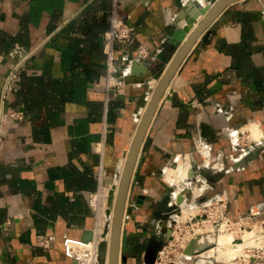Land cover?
Returning <instances> with one entry per match:
<instances>
[{"label":"crops","instance_id":"crops-1","mask_svg":"<svg viewBox=\"0 0 264 264\" xmlns=\"http://www.w3.org/2000/svg\"><path fill=\"white\" fill-rule=\"evenodd\" d=\"M215 1L117 0L119 15L135 29L129 43L115 46L118 75L130 74L134 60L165 68L183 43H173L186 24L177 22L182 9L192 2L186 14L193 16ZM114 6L0 0V264H78L65 242H86L92 232L94 240L102 231L91 195L103 198L116 183L157 84L108 87L104 36ZM208 30L171 80L146 137L133 195L146 199L126 227L128 264L143 262L140 245L167 237L162 228L174 218L167 217L172 205L222 195L231 220L264 222V0L229 5ZM15 45L35 53L3 102ZM143 47L146 56L139 55ZM12 111L24 118L10 119ZM48 235L56 240L45 248Z\"/></svg>","mask_w":264,"mask_h":264},{"label":"built area","instance_id":"built-area-1","mask_svg":"<svg viewBox=\"0 0 264 264\" xmlns=\"http://www.w3.org/2000/svg\"><path fill=\"white\" fill-rule=\"evenodd\" d=\"M135 29L132 25L128 24L117 11V0L115 6L111 11L110 28L105 32V53L107 55V82L108 87H117L119 92L123 91L124 80L123 77L118 75L116 65L115 46L117 44L129 43L134 38ZM34 50H27L19 45H15L10 51V56L15 59V64L4 79L2 101H6L9 91H16L21 82L20 70L24 64L32 58ZM148 51L145 47L139 50V55L146 56ZM10 119L22 120L24 113L22 111H12L7 115ZM240 143V138L234 137V140ZM254 141H260V138H254ZM234 143H236L234 141ZM191 182L185 188L190 189ZM184 189V188H183ZM181 192V191H180ZM179 194V193H178ZM196 195V193H195ZM97 194L91 195V203L96 208L95 200ZM180 206V205H179ZM187 210L186 213L183 210ZM181 210V215H174L173 220L169 223V228L172 230L170 237H165L162 246L157 250L155 264H191V258L197 259L195 264H264V244L253 245L250 244L241 253H236L226 259H219L217 254L219 252L218 243L214 241V245L210 250H201L195 255H189L185 251L191 243L196 234L214 233L215 238L219 235L221 228L226 226V231H231L234 227L246 224L247 229L248 221L241 220L235 222L228 216V200L224 196H218L210 200L193 203L186 206ZM186 214V217H184ZM261 227L264 228V222ZM56 240L54 235L44 236L41 244L45 248L51 247ZM94 239L93 241H95ZM234 242L236 240L234 239ZM69 254L77 261L78 264H95L94 255L89 250L88 242L67 240L65 242ZM212 251V254H208ZM216 255V256H215ZM206 258H213L212 261ZM203 260L206 262L204 263ZM215 260V261H213ZM220 260V261H218ZM203 262V263H202Z\"/></svg>","mask_w":264,"mask_h":264},{"label":"water","instance_id":"water-1","mask_svg":"<svg viewBox=\"0 0 264 264\" xmlns=\"http://www.w3.org/2000/svg\"><path fill=\"white\" fill-rule=\"evenodd\" d=\"M239 0H216L211 7H204L205 9H197L193 16H187L186 10L193 9L194 4L189 2L188 5L182 9L178 15L177 22L185 20V27L174 34L173 43L183 41L180 48L175 53L169 64L160 70H153L151 67L134 60L130 74L123 77L126 83H148L152 79L157 80L156 87L152 96L144 110V113L139 121L131 145L124 153V167L122 172L117 173V178L120 177L119 183H114L107 196L106 221L99 235V260L101 264L106 263V252L108 243L110 245V260L109 264H127L128 253L130 246L128 241V229L126 225L129 222L128 210L134 209L136 205H142L145 202L146 196L143 194L137 195L133 199L134 187L137 182V172L143 158V148L146 137L150 131L152 122L154 120L157 109L162 101V98L180 65L190 52L192 48H198L202 42L206 41L211 33L208 30L209 26L216 20L222 11L229 5ZM202 16V17H201ZM201 17V18H200ZM196 24V25H195ZM192 30V31H191ZM202 36V39H198ZM136 74H140L136 76ZM188 192L187 188L181 190L177 195V205H181L185 200V194ZM130 201L133 203L130 204ZM113 210V221L111 227L110 242L107 239L108 235V217ZM162 231L167 237H170L172 230L166 225L163 226ZM92 232V231H91ZM94 233H89L86 242L93 241ZM213 237L214 233H211ZM214 243V242H213ZM212 243V244H213ZM196 240L191 241L186 249V253L193 255L203 250L199 248L196 250ZM157 255V248L152 243L148 246L143 256L144 264H155Z\"/></svg>","mask_w":264,"mask_h":264},{"label":"rangeland","instance_id":"rangeland-1","mask_svg":"<svg viewBox=\"0 0 264 264\" xmlns=\"http://www.w3.org/2000/svg\"><path fill=\"white\" fill-rule=\"evenodd\" d=\"M181 160L183 162L186 161V160H184L182 158H181ZM179 178H180V176H179ZM191 184H192L191 186H193V183H191ZM107 195L108 194H105L103 196V198L100 197V202L97 204V206H98L97 207V215H98V221H99L98 225H101V224H103L106 221V214H105V212H106V209H107ZM190 196L192 197L193 196V193L190 194ZM132 203L133 202L130 201V204H132ZM182 207L179 208V207H175L173 205L170 206V208H172V209L174 208V210H170L169 213H168L169 215H167V217L170 218V216L173 215V214H176V215H179L180 216L181 215V212H182L181 210L185 209V208H182ZM132 211H133V209H129L128 212H127L128 213V216H129V222H130V219H131V217L133 215V212ZM186 211H187L186 209L183 210L184 213H186ZM184 217H186V214H185ZM103 225L101 226V230L104 227ZM245 226H246V224H241V225H238V226L234 227L233 229H231V231H227V232L224 231V232L220 233V236L218 237V244H219L218 247H219V255L221 257L226 258L228 256H231L234 253H241L250 244H253V245H256V244L257 245H262V244H264V242H263L264 241V233H263L264 232V228L261 227L260 224H258L256 222L254 223L253 221H250L248 223L247 229H245ZM126 227H128V224L126 225ZM146 231H147V234H150L151 233V229L149 228V226H147ZM101 232L102 231L98 232L99 235L101 234ZM251 232H253V233L254 232H257V234L255 235L254 238H253ZM99 235H98V237H99ZM98 237L96 238V241L98 243V245H97V255L99 256V249H98V247H99L100 239ZM107 239L109 240V237H107ZM129 239L131 240V238L128 236V241H130ZM160 239L161 238H159L157 236L156 237L154 236L153 237V241L151 242L154 245V247L157 248V250L163 244L162 239L161 240ZM222 239L225 240V241H222ZM234 239L236 240V242H234ZM209 243H210L209 240H206V242L204 244H202L201 246L203 247V245H207ZM213 246L214 245H207L203 250H205V251L206 250H210ZM144 247H145L144 245H142V246L140 245V248L139 249L140 250L144 249V254H145V251H146L147 247H145V248ZM197 248H201V247H197ZM212 253L213 252H211V254ZM129 256L130 255H128V260H129ZM135 259H136V256H135ZM211 259H213V258H209V259L206 258V260H208V261L209 260L212 261ZM195 261H197V259L195 260V258H191V262H192L191 264H195ZM213 261H215V260H213ZM218 261H220V260H218ZM128 262H127V264H128ZM214 263L215 264H218V262H216V261ZM99 264H101V263H99ZM138 264H144V260L141 263H140V261H138Z\"/></svg>","mask_w":264,"mask_h":264},{"label":"bare ground","instance_id":"bare-ground-1","mask_svg":"<svg viewBox=\"0 0 264 264\" xmlns=\"http://www.w3.org/2000/svg\"><path fill=\"white\" fill-rule=\"evenodd\" d=\"M205 154H206V152H205ZM181 158V157H180ZM123 168V167H122ZM182 169V168H181ZM180 169V167H179V171L181 170ZM188 169H189V167H188ZM122 170L123 169H121V172H122ZM185 174V173H184ZM188 175H189V170H188V172H187V175L184 177V179L185 178H187L188 177ZM119 180H120V177H118L117 179H116V183L118 184L119 183ZM177 181V180H176ZM183 181V180H182ZM185 181V180H184ZM108 196V195H107ZM100 202V197L99 196H97V199L95 200V205H96V210H97V204ZM108 209V208H107ZM101 216V215H100ZM108 217V219H107V221H108V227H109V230H108V237H109V242H110V236H111V227H112V221H113V210H112V212L110 213V215L109 216H107ZM104 219V218H103ZM170 224V223H169ZM169 224L167 225L168 227H169ZM227 229H226V226H223L222 228H221V231H220V233H222V232H227L226 231ZM220 233H219V235L217 236V238H215V237H213L211 234H206V233H199V234H196L195 235V237L193 238V240H196V248L197 247H201V248H205L207 245H211L214 241H216L217 243H218V237L220 236ZM264 233V232H263ZM251 234H252V236H253V238L255 237V235L257 234V232H251ZM192 240V241H193ZM206 240H209V244H207V245H203V247L201 246L202 244H204L205 242H206ZM96 241V240H95ZM95 241H91V242H88V244H87V246H88V248H89V250H91L92 252H93V255H94V262H96L95 264H99L100 263V260H99V256L97 255V245H98V243H97V241L95 242ZM222 241H225V240H223L222 239ZM264 242V241H263ZM218 246H219V244H218ZM199 248H197L196 250H198ZM218 249H219V247H218ZM224 249V248H223ZM211 252L212 251H209V253L208 254H211ZM234 254H236V253H234ZM234 254H232V255H234ZM231 255V256H232ZM106 264H109V260H110V245H109V243H108V247H107V252H106ZM216 256V255H215ZM217 257L219 258V259H226V258H228V257H230V256H228V257H226V258H223V257H221L220 255H219V252H218V254H217ZM203 262L205 263L206 261L205 260H203ZM202 262V263H203Z\"/></svg>","mask_w":264,"mask_h":264}]
</instances>
